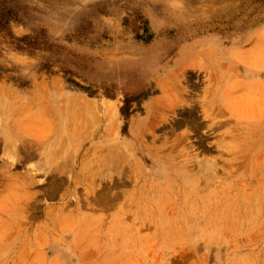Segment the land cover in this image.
Here are the masks:
<instances>
[{
  "label": "rangeland",
  "instance_id": "374dc122",
  "mask_svg": "<svg viewBox=\"0 0 264 264\" xmlns=\"http://www.w3.org/2000/svg\"><path fill=\"white\" fill-rule=\"evenodd\" d=\"M9 176L7 264H264V0H0Z\"/></svg>",
  "mask_w": 264,
  "mask_h": 264
},
{
  "label": "bare ground",
  "instance_id": "6f19581e",
  "mask_svg": "<svg viewBox=\"0 0 264 264\" xmlns=\"http://www.w3.org/2000/svg\"><path fill=\"white\" fill-rule=\"evenodd\" d=\"M224 57H227V55H224ZM57 87L52 88L44 93H35L32 94L29 98L27 99H20V97H17L16 99H11L8 107V110L11 114L15 113L18 109H33L34 107L39 108V110L42 111H46L48 110V102L47 99L49 98L50 95L57 93ZM89 101H87V99L81 95H74L71 94L70 96H61L58 104H61V107L64 109H78L81 111H85V110H92L95 111L94 106L89 105L88 103ZM116 101L113 99H109L107 98L106 101L104 102L103 105V110L102 113L106 118V125L107 128L110 129L111 127L114 126L115 121H117V119H115V117L117 116V107H116ZM18 105V106H17ZM152 104H149V112H148V116L147 119H149L150 117H152L151 115V110H152ZM47 113V112H45ZM43 116V115H42ZM146 121L144 119L138 120L137 123H135L132 128L133 129H142L143 127L145 128L146 126ZM40 125L42 123H39ZM42 127V126H39ZM53 128V127H52ZM131 128V129H132ZM132 131L134 132L135 130ZM56 148H58V146H55ZM8 172V171H7ZM11 173V172H10ZM12 174V173H11ZM10 180H8V183L5 184L4 189H6L5 192L1 191L2 193H0V197H2L3 199H5V202L7 201V203H3V200H0V243L3 239V237L5 236L7 229H11L12 226L15 223V211L17 209V197L20 195L18 194V192H16L17 190V185H19L20 183L18 181H16L15 179L13 180L12 176H9ZM27 185H28V180L25 179V181H23L22 187L23 190H25L23 192L22 195H24L25 197V205H26V196H28V192H27ZM6 208V209H5ZM6 218V220H4L3 218ZM0 264H7L6 261H3V256L1 255V250H0Z\"/></svg>",
  "mask_w": 264,
  "mask_h": 264
},
{
  "label": "trees",
  "instance_id": "16d2710c",
  "mask_svg": "<svg viewBox=\"0 0 264 264\" xmlns=\"http://www.w3.org/2000/svg\"><path fill=\"white\" fill-rule=\"evenodd\" d=\"M17 40L19 41L18 43L19 44H17L18 46V48L19 49H28L29 47H32V45H33V43H31V42H27V40H28V37H19V38H17Z\"/></svg>",
  "mask_w": 264,
  "mask_h": 264
}]
</instances>
